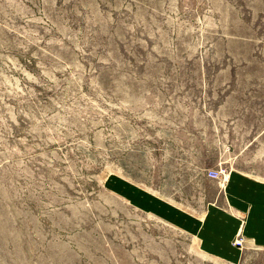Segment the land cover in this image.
I'll use <instances>...</instances> for the list:
<instances>
[{"label": "rangeland", "instance_id": "obj_1", "mask_svg": "<svg viewBox=\"0 0 264 264\" xmlns=\"http://www.w3.org/2000/svg\"><path fill=\"white\" fill-rule=\"evenodd\" d=\"M210 170L264 181V0H0V264H229L123 193Z\"/></svg>", "mask_w": 264, "mask_h": 264}, {"label": "crops", "instance_id": "obj_2", "mask_svg": "<svg viewBox=\"0 0 264 264\" xmlns=\"http://www.w3.org/2000/svg\"><path fill=\"white\" fill-rule=\"evenodd\" d=\"M209 179L220 187L217 191L214 185L204 186V196L208 199L198 212L133 185H126L129 192L123 193L131 202L193 234L203 254L238 264L245 245L264 248V181L238 171L230 172L221 183ZM239 235L245 241L243 248L234 245Z\"/></svg>", "mask_w": 264, "mask_h": 264}, {"label": "built area", "instance_id": "obj_3", "mask_svg": "<svg viewBox=\"0 0 264 264\" xmlns=\"http://www.w3.org/2000/svg\"><path fill=\"white\" fill-rule=\"evenodd\" d=\"M222 174H223V172L217 171V170L208 171V177L215 179V180H218V181L222 179V176H223ZM244 244H245V241H244L242 236L239 235L237 238H235L234 245H237V246L243 248Z\"/></svg>", "mask_w": 264, "mask_h": 264}]
</instances>
